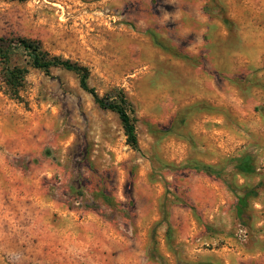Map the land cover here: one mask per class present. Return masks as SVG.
<instances>
[{"label":"rangeland","instance_id":"rangeland-1","mask_svg":"<svg viewBox=\"0 0 264 264\" xmlns=\"http://www.w3.org/2000/svg\"><path fill=\"white\" fill-rule=\"evenodd\" d=\"M0 36L122 88L139 141L76 71L0 64V264H264V0H0Z\"/></svg>","mask_w":264,"mask_h":264},{"label":"trees","instance_id":"trees-1","mask_svg":"<svg viewBox=\"0 0 264 264\" xmlns=\"http://www.w3.org/2000/svg\"><path fill=\"white\" fill-rule=\"evenodd\" d=\"M23 55L25 65L15 63L13 58ZM0 64L2 77L13 94H16L23 84L29 67L42 69L49 73L52 67H63L76 71L80 76L81 87L89 92L95 102L102 108L115 111L121 120L127 142L134 148H139V141L136 132L135 107L122 88H114L111 92L101 95L94 87L89 85L88 67L53 55L43 48L39 40L27 37L0 36ZM242 172L250 173L253 170L249 160L244 159L238 164ZM246 205V196L239 198L238 213L242 214Z\"/></svg>","mask_w":264,"mask_h":264}]
</instances>
